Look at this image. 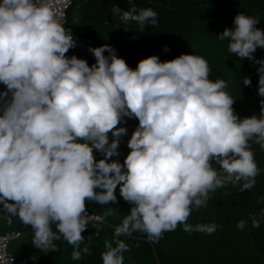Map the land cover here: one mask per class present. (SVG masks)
Here are the masks:
<instances>
[{"label":"clouds","instance_id":"1","mask_svg":"<svg viewBox=\"0 0 264 264\" xmlns=\"http://www.w3.org/2000/svg\"><path fill=\"white\" fill-rule=\"evenodd\" d=\"M69 2L0 0V84L6 89L0 93V213L8 223L16 217L30 226L35 248L55 249L63 237L74 248L72 260H80L82 233L103 219L87 214L86 201L116 203L119 186L132 207L115 227L116 239L105 242L102 264H124L128 248L119 237L134 232L151 243L178 225L214 233L215 223H187L191 212L230 183L251 190L259 174L249 142L264 150V58L253 55L264 49V30L255 27L260 21L238 14L234 27L217 36L230 54L259 65L260 114L240 118L226 82L209 79L200 56L161 61L152 55L135 69L107 44L89 47L91 66L66 56L76 46L63 22ZM156 20L151 8L118 15L119 23L134 22L142 32ZM243 85L251 80L243 78ZM125 118L139 121L127 141L130 152L123 163L109 162L120 155L128 129L117 125ZM94 150L104 158L97 161ZM249 219L259 228L264 209ZM246 224L240 220L237 228ZM82 251L91 254L87 246Z\"/></svg>","mask_w":264,"mask_h":264},{"label":"trees","instance_id":"2","mask_svg":"<svg viewBox=\"0 0 264 264\" xmlns=\"http://www.w3.org/2000/svg\"><path fill=\"white\" fill-rule=\"evenodd\" d=\"M132 7L155 11V25L149 23L142 32L134 22L119 23L118 12L129 11ZM241 13L259 20L255 27L264 30V0H75L68 19L79 35L95 40L99 46H112L133 69L140 60L152 55H157L161 61L181 54L204 58L209 65V79L226 82L225 91L234 99V113L240 118L258 117L262 99L257 87L259 65L253 66L248 58L241 60L230 54L228 42L217 37L225 29H232L235 16ZM165 46L170 50L165 52ZM74 55L87 61L80 53ZM253 55L256 60L264 58V49L258 48ZM245 77L251 80V85H243ZM125 119L126 123L117 125L128 129L118 149L120 155L110 158L109 162L119 160L123 163L125 152L130 150L125 145L139 121ZM108 135L111 142V132ZM249 144L259 169L254 187L242 192L240 184L230 183L218 188L209 193L207 205L193 210L187 220L192 225L215 223L214 233H189L178 225L174 231L165 232L156 243L149 242L141 232L121 236L119 239L128 248L123 253L124 264H264V222L259 228H252L249 219L264 209V150L255 143ZM94 156L97 161L104 158L95 150ZM213 167L218 166L213 164ZM116 195L117 202L108 205L86 201V211L102 217L104 226L96 233L88 225L82 233L85 240L80 244V260H72L74 248L63 237L54 241L55 249L44 252L35 248L31 243V227L16 217L8 223L4 213H0V235L19 234L10 243L9 252L18 261L25 260L28 264H102L105 242L116 239L114 229L132 207L120 197L119 186ZM109 209L112 214L106 215ZM240 220L247 221L243 230L237 228ZM52 227L55 232V225ZM86 246L90 255L82 251Z\"/></svg>","mask_w":264,"mask_h":264},{"label":"built area","instance_id":"3","mask_svg":"<svg viewBox=\"0 0 264 264\" xmlns=\"http://www.w3.org/2000/svg\"><path fill=\"white\" fill-rule=\"evenodd\" d=\"M75 0H70L69 6L65 10L64 15V25L66 30L69 28L71 33L73 34V38L76 41V46L72 49H70L68 52L72 55L75 53H80L85 56L87 61L91 64L95 63L94 56L88 51L89 47H99L98 43L93 39L85 38L81 35H79L75 28L71 25L68 14L71 8L74 5ZM123 11L118 12L120 14ZM5 86L0 84V93L5 91ZM121 148V144L119 145V148ZM125 148L127 147V143L125 145ZM89 216H97L95 214L88 213ZM89 225L93 227L96 233H98L99 230L104 226V222L101 220L97 222L96 220L90 221ZM19 237V234L17 233H9L6 235H0V264H28L27 261H18L10 252H9V245L12 241L16 240Z\"/></svg>","mask_w":264,"mask_h":264},{"label":"rangeland","instance_id":"4","mask_svg":"<svg viewBox=\"0 0 264 264\" xmlns=\"http://www.w3.org/2000/svg\"><path fill=\"white\" fill-rule=\"evenodd\" d=\"M73 19H74V18L71 17V20H73ZM65 55L68 56V57H71V56H72V54H70V53H66ZM129 152H130V150H127V151L125 152L126 156L128 155Z\"/></svg>","mask_w":264,"mask_h":264}]
</instances>
